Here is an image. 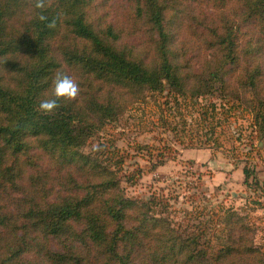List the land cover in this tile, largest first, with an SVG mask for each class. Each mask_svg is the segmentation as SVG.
<instances>
[{
  "label": "trees",
  "instance_id": "trees-1",
  "mask_svg": "<svg viewBox=\"0 0 264 264\" xmlns=\"http://www.w3.org/2000/svg\"><path fill=\"white\" fill-rule=\"evenodd\" d=\"M58 72L78 95L45 114ZM148 93L242 103L263 139L264 0H0V264H264L233 209L208 237L126 196L122 159L91 148Z\"/></svg>",
  "mask_w": 264,
  "mask_h": 264
},
{
  "label": "rangeland",
  "instance_id": "rangeland-1",
  "mask_svg": "<svg viewBox=\"0 0 264 264\" xmlns=\"http://www.w3.org/2000/svg\"><path fill=\"white\" fill-rule=\"evenodd\" d=\"M229 107L214 98L174 102L148 93L107 124L91 148L102 143L116 151L111 161L122 159L118 175L126 196L162 197L176 223L196 228L208 220V237L222 209H233L264 251V138L255 134L242 103ZM200 109L208 111L207 122L199 120ZM244 167L253 171L256 186H245Z\"/></svg>",
  "mask_w": 264,
  "mask_h": 264
},
{
  "label": "clouds",
  "instance_id": "clouds-1",
  "mask_svg": "<svg viewBox=\"0 0 264 264\" xmlns=\"http://www.w3.org/2000/svg\"><path fill=\"white\" fill-rule=\"evenodd\" d=\"M53 98L42 99L39 103V110L45 114L51 113L58 107L60 98L72 99L78 95L79 86L75 80L63 73H57L53 81Z\"/></svg>",
  "mask_w": 264,
  "mask_h": 264
}]
</instances>
